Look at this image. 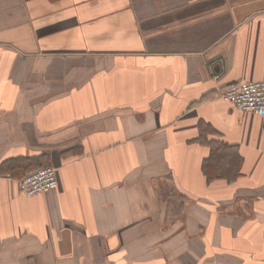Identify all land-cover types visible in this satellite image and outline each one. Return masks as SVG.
<instances>
[{
    "label": "crops",
    "instance_id": "1",
    "mask_svg": "<svg viewBox=\"0 0 264 264\" xmlns=\"http://www.w3.org/2000/svg\"><path fill=\"white\" fill-rule=\"evenodd\" d=\"M259 81L264 0H0V164L58 169L0 172V264H264V112L218 98Z\"/></svg>",
    "mask_w": 264,
    "mask_h": 264
},
{
    "label": "trees",
    "instance_id": "2",
    "mask_svg": "<svg viewBox=\"0 0 264 264\" xmlns=\"http://www.w3.org/2000/svg\"><path fill=\"white\" fill-rule=\"evenodd\" d=\"M209 126L201 124L198 142L209 147V155L203 161L202 169L208 182L219 179L232 182L241 175L242 158L233 146L222 141L206 138L204 132ZM48 165V156L41 154L31 157H16L5 160L0 164V172L21 180L29 173Z\"/></svg>",
    "mask_w": 264,
    "mask_h": 264
},
{
    "label": "built area",
    "instance_id": "3",
    "mask_svg": "<svg viewBox=\"0 0 264 264\" xmlns=\"http://www.w3.org/2000/svg\"><path fill=\"white\" fill-rule=\"evenodd\" d=\"M219 100L232 104L244 113L264 112V81L245 82L231 85L219 92ZM58 169L51 165L43 166L18 182L19 191L27 198H33L58 184Z\"/></svg>",
    "mask_w": 264,
    "mask_h": 264
}]
</instances>
